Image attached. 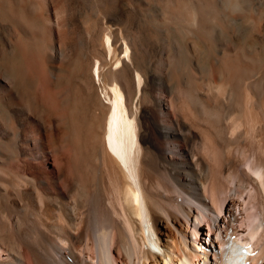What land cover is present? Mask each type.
Masks as SVG:
<instances>
[{
  "label": "bare ground",
  "instance_id": "bare-ground-1",
  "mask_svg": "<svg viewBox=\"0 0 264 264\" xmlns=\"http://www.w3.org/2000/svg\"><path fill=\"white\" fill-rule=\"evenodd\" d=\"M0 1V264H264V0Z\"/></svg>",
  "mask_w": 264,
  "mask_h": 264
},
{
  "label": "rangeland",
  "instance_id": "rangeland-1",
  "mask_svg": "<svg viewBox=\"0 0 264 264\" xmlns=\"http://www.w3.org/2000/svg\"><path fill=\"white\" fill-rule=\"evenodd\" d=\"M65 1V2H64ZM37 2H41V0H37ZM54 2H55V0H54ZM63 2V3H62ZM60 5H62V6H64L65 7V9H64V11H65V13L66 14H63V16L65 17V18H67L68 20H69V22H70V27H71V38H72V44H70V45H68L67 47H66V53H77L79 50H80V47H82L83 48V52L84 53H88V49H87V46H86V44H85V41H86V39H85V37H84V34H82V28H83V25H82V23H81V21H80V18L78 17V9H77V4H76V0H61V3H60ZM22 6V5H21ZM24 6H26V5H24L23 4V6L22 7H19V9H18V11H19V14L23 17H21L23 20L25 19V21H23V23L25 22V24H27V26H29V21H27L28 20V18L30 17V15H31V12H32V10L30 11L29 9H30V7L29 6H26V7H24ZM18 7V4L16 5V8ZM24 7V8H23ZM23 8V9H22ZM6 10H7V12H8V8L6 7V5L5 4H3L2 3V1H0V19H4L5 17H7V13H6ZM121 13H122V11H120ZM119 12V14H121ZM25 14V15H24ZM26 16V17H25ZM72 17V18H71ZM79 19H78V18ZM51 18V17H50ZM26 21H27V23H26ZM51 21V20H50ZM37 23H35V22H33V29H35V31H39V29H40V22L38 23V21H36ZM96 24H95V27L96 28H100V23L98 22V21H96L95 22ZM25 24H23V29H25V27L27 28V26L25 25ZM38 24V25H37ZM1 25H2V30H1V32H2V35L5 37V38H8V39H10L11 37V41L13 42V41H16V42H18V47L19 48H21L22 47V44L24 43V48L25 49H23V47L21 48L22 50V52L21 53H28L29 52V45L28 44H26V43H28V42H26L27 40L26 39H28L29 37V35H27V33H26V35H23L22 36V34L21 33H18V31H16L17 29L15 28V27H13V25L11 24V23H7V22H2L1 23ZM10 25V26H9ZM48 25V24H47ZM12 26V27H11ZM31 27V26H30ZM41 27H43V26H41ZM13 28H15V29H13ZM26 30V29H25ZM24 30V31H25ZM13 32V33H12ZM18 33V34H17ZM44 34H46V35H48V33L45 31L44 32ZM20 35V36H19ZM19 37V38H18ZM27 37V38H26ZM80 45V46H79ZM78 46V47H77ZM24 50V51H23ZM239 223H237V225H238ZM218 246V245H217Z\"/></svg>",
  "mask_w": 264,
  "mask_h": 264
}]
</instances>
